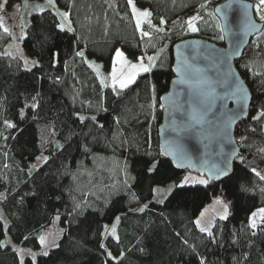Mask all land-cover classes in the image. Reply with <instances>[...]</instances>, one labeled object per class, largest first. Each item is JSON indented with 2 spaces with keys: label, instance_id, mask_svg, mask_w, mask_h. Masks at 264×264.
Masks as SVG:
<instances>
[{
  "label": "trees",
  "instance_id": "obj_1",
  "mask_svg": "<svg viewBox=\"0 0 264 264\" xmlns=\"http://www.w3.org/2000/svg\"><path fill=\"white\" fill-rule=\"evenodd\" d=\"M2 1L6 8L21 3V45L37 61L28 67L8 51L12 37L0 26V264H264V225L250 223L264 208V117L253 119L264 108V52H252V40L264 33L237 63L253 101L236 128L241 153L230 178L157 195L153 189L195 174L175 167L159 148L161 96L174 77L172 47L189 37L187 21L198 10L195 35L221 41L213 8L222 0H133L152 13L145 26L150 37H142L128 0H55L56 7ZM57 8L71 9L75 32L55 26ZM118 44L131 58L157 57L151 73L123 90L112 87L97 60H109ZM153 159L157 171L148 172ZM219 193L231 212L215 220L209 237L196 219ZM56 216L65 228L59 247L22 259L18 247L38 249Z\"/></svg>",
  "mask_w": 264,
  "mask_h": 264
},
{
  "label": "snow or ice",
  "instance_id": "obj_2",
  "mask_svg": "<svg viewBox=\"0 0 264 264\" xmlns=\"http://www.w3.org/2000/svg\"><path fill=\"white\" fill-rule=\"evenodd\" d=\"M6 2V0H5ZM237 3H239V0H237ZM48 4L51 7H56L55 0H48ZM128 4L132 6V12L135 15V24L137 28L141 27L142 24V18H148L152 15V13L148 10L140 11L137 9L136 5L133 3V0H128ZM203 7V6H202ZM231 5H224V9L230 8ZM253 5L251 4H240L237 11L240 9H243V14L240 19V23L245 27V29H255L256 21L253 20L248 15V10L251 9ZM255 12L258 14L259 21L264 22V0H259V2L254 6ZM40 11H44V9H40ZM56 15L60 18L59 22L56 23V27H58L60 30H67L69 32H75L76 29L72 26V11L71 9L67 11H57ZM200 17L193 16L188 21V27L192 32L198 31V29L194 26L193 21L199 19ZM0 22H2V17H0ZM161 23H165L163 18H161ZM148 24L151 25V20H148ZM0 26H2V23H0ZM217 27L220 29L221 33L227 32L229 36L233 37L231 43L234 49L239 48L240 44V38L238 32L233 30V26L228 22V16L225 13L224 14V23L217 24ZM162 29H158V31H161ZM4 32H8L9 30L4 27ZM150 33L147 31H142V37H150ZM220 40H224L226 37L225 35H220L218 37ZM76 55L84 58L85 52L84 51H77ZM115 61L116 63H119L121 65H124L127 63V68L124 67H116L115 65L112 67L111 71V79H112V87L115 89L116 85H119V90H123L128 88L132 83L135 82L136 77L140 75L141 73H151L155 65V60L157 59L156 56H139L137 57V61L135 63H130L125 61V54L120 50L116 49L115 51ZM212 64L214 68H216V71L213 73V77H207L202 75L203 70L200 68H193L191 65H188L186 67H178L177 72H179L180 75V82L184 84H188V89L184 90L185 99L183 102H177L173 101V104L169 107L175 108V115L179 117V119L184 123V127L180 129L179 131L185 132V133H192L195 134L197 131L196 125H203L204 123H210L214 127L218 123H222V121L217 117L216 112L219 111V109L216 108V86L219 85L221 89L223 90V99L225 101L224 107H227V101L228 100H234L237 107L235 109H229L227 113H224L223 115L227 117L229 121V125L233 122H235L236 119L240 117L242 113H245L246 108L248 106V103L251 99V93L246 90V87L241 79L237 77L236 73H231L230 70L224 69V58L221 56V54L213 51L208 54L206 57ZM145 60H147V63H145ZM246 69L248 68L247 65L244 66ZM98 71V69H97ZM264 83V82H262ZM117 95L120 94L119 91L116 92ZM36 105H33L35 107ZM162 108L165 107V105H160ZM215 109V111H214ZM211 116L212 119L209 120L208 117ZM261 117H264V108L260 109L258 111V115L253 117V119H260ZM86 117L81 116L80 120H84ZM89 119L95 120L96 117L92 116L89 117ZM119 122V121H117ZM102 128L103 125H100ZM217 131H219V128H217ZM178 139H181V137H178ZM162 155H168V152L165 151L162 153ZM182 157V154H180ZM47 161V158H45V162ZM159 161H156L153 159L152 161H147L146 164L148 165L146 167V171L148 172H155L157 171V164ZM229 166H230V159L225 158L222 161V166H214L212 169H210L207 172V177L202 179H196L193 178L191 175L183 177L179 183L173 184L169 187L168 191L171 192L173 189H184L189 184H199V185H207L210 180H220L224 177H229ZM177 167H183V165H177ZM253 172H255V169H253ZM259 175V173H256ZM261 180H264V176L260 177ZM163 189L157 187L153 189L154 193H161ZM244 191H248V189H244ZM177 195H181V193H177ZM159 203H163V200L158 201ZM218 204L223 205V217L226 219L229 215V206L227 203H224L222 199H217ZM79 208V205H77ZM147 205L144 207H141L138 209V211L143 212ZM259 213L264 216V209H260ZM253 217H255L256 213L252 214ZM117 220H119V217H116ZM196 223L199 225L200 221L197 220ZM251 227L256 228L257 224L255 220L253 219L251 222ZM200 231L207 233L209 237H213V233L211 231V227H200ZM113 234H115V229H113ZM47 243L45 237H40V244L45 245ZM185 244L188 242L185 240ZM53 247H59V245L55 244V242L52 243ZM102 248L105 246L102 244ZM32 256V259H36V255L33 253H29ZM42 255L47 256L48 252L44 251ZM107 255L113 259L116 260L117 257L113 256L112 252L108 251ZM201 264H203V261H201Z\"/></svg>",
  "mask_w": 264,
  "mask_h": 264
},
{
  "label": "water",
  "instance_id": "obj_3",
  "mask_svg": "<svg viewBox=\"0 0 264 264\" xmlns=\"http://www.w3.org/2000/svg\"><path fill=\"white\" fill-rule=\"evenodd\" d=\"M240 4L253 5L248 10V15L256 21L254 30H246L240 23L243 14V9L237 11ZM224 5H231V7L224 9ZM254 6L255 2L252 0H239V3H237V0H222L213 8L214 14L220 23H224V14L226 13L233 30L238 32L241 41L238 49L233 48L231 41L234 38L229 36L227 32L222 33L226 37L223 44L209 38L194 36L181 39L172 47L174 77L170 81L168 91L161 96V104L165 107L162 108V121L158 127V136L161 153L167 151L168 155L164 156L175 167L178 164L183 165V167L177 168L188 169L198 175L207 177V172L214 166H222V161L227 157L230 159L229 174L233 171L234 161L241 153L236 128L248 118L253 101L251 89L240 73L237 63L244 55L251 40L264 31V22L257 19ZM213 51L221 54L224 58L223 68L230 70L231 73H236L237 77L243 81L246 90L251 93L246 111L229 125L227 117L223 114L227 113L229 109H235L237 105L234 100H228L225 108L223 106L225 103L223 90L217 85L215 98L216 108L219 111L216 112V115L222 123H218L215 127L210 123L196 125L197 131L195 134L179 131L184 127V123L175 115V108L169 106L173 104V101L183 102L185 99L184 90L188 89L189 86L180 82L181 74L177 72V68L191 65L193 68L202 69V75L213 77L216 68L206 59L208 54ZM208 119L211 120L212 117L209 116ZM217 128H219V131H217ZM178 137H181V139H178ZM180 154H182V157ZM226 178L210 181L220 182Z\"/></svg>",
  "mask_w": 264,
  "mask_h": 264
},
{
  "label": "rangeland",
  "instance_id": "obj_4",
  "mask_svg": "<svg viewBox=\"0 0 264 264\" xmlns=\"http://www.w3.org/2000/svg\"><path fill=\"white\" fill-rule=\"evenodd\" d=\"M45 1L48 3V0H45ZM252 1H254V0H252ZM254 2H255V5H256L259 1H257V2L254 1ZM136 7L140 11H143V10L150 11L148 8H140L137 5H136ZM131 8H132V6H131ZM57 10L58 11H67V10L60 9V8H57ZM202 11L203 10H198L196 12H193L192 14H190L189 19L191 17L197 16V15L200 17V13ZM255 14H256L257 19H259L258 14L256 12H255ZM0 17H2V22H0V23H2V28L6 27L9 30L8 32L11 34V37H12V41H11L9 47H7V50L10 51V52H13L15 54H18L20 57L25 59L26 64H27L28 67L30 66V63H29L30 59L33 60V64L36 63L37 60L33 59L32 57H30L24 51V49L22 48V45H21V40H22V37L24 36L23 23H22V18H21V3L14 2L13 5L10 8H6L3 5V1L0 0ZM134 18H135V15H134ZM148 20H151V16L148 17V18H142V24H141V27L139 28L141 31H147L145 29V26H149ZM198 20H200V18L195 20V21H193V24H194V26L196 28H197V21ZM155 29L156 28L153 27V30H155ZM187 32L189 33V37L196 36L195 35L196 33L192 32L190 30V28L188 27V24H187ZM262 33H264V31ZM263 37L264 36L261 35L259 38L262 39ZM259 38H254L252 40L253 41L252 43H253L254 46L255 45H260V43H259L260 39ZM218 43L223 44V40L219 41ZM116 49H120L125 54V61L130 62V63H135L137 61V57H139V56H144V57L149 56L145 52H142L139 56H137L135 58H131L123 51V49H122L120 44H118L114 48V50L110 53L109 60H108V57L107 58H98L97 55L95 54L96 57H97V60L100 63H105V69L107 71V76L109 78V81H110L111 85H112V79H111L112 67L115 65L118 68L119 67L127 68V63H125L124 65L116 63L115 55H114ZM90 52H93V51L89 50V53ZM92 62H93L92 65L96 69L100 70L99 63H96L94 61H92ZM145 63H147V60H145ZM116 86L119 87L118 84ZM35 163L38 164L37 161ZM188 175H191L193 178H196V179L206 178L205 176L198 175L196 173L193 174V173L188 172L186 174V176H188ZM169 187L161 188V189H163L164 193L167 194V193H169V191H168ZM157 195H159V194H157ZM217 199H222L224 203L228 204V206H229V214H230V212H231V202H230V200L226 197V195L224 193H219V194H217L216 196L213 197V200L206 205V207L204 208V210L202 211L200 216L196 219V221L197 220L200 221V224L199 225L197 224L199 229H200V227H208V226L212 227V225H213V223L215 222L216 219H219V218L224 219V218H222L223 217V205L222 204H218L217 203ZM261 209H263V208H261ZM259 210H260V208H259ZM255 212H256V215H255V217L252 218V220L254 219L256 224H257V227H259L261 225V223L264 222V218H262V216L258 215L257 211H255ZM255 212H253V213H255ZM252 220H251V217H250V223L252 222ZM117 223H118V220L115 221V224H117ZM64 230H65V228H64V226L61 223L60 216H56L54 218L53 222L51 223V225H49L46 229H44L43 233L41 235V236L45 237L47 243L45 245H41L40 244V247L38 249H36V250L35 249L25 248L24 246H19L18 248H19V253L21 255V258L23 259L26 256H31L29 253H33L37 257L39 254H42L44 251L48 252L51 248H53V246H52L53 242H55V244L58 243L59 239L61 238V236L64 233Z\"/></svg>",
  "mask_w": 264,
  "mask_h": 264
},
{
  "label": "built area",
  "instance_id": "obj_5",
  "mask_svg": "<svg viewBox=\"0 0 264 264\" xmlns=\"http://www.w3.org/2000/svg\"><path fill=\"white\" fill-rule=\"evenodd\" d=\"M246 51L247 52H250V49H246ZM245 51V52H246ZM252 52L253 53H255L257 56H260V55H262L263 54V52H264V48L263 47H261L260 45H256V46H254V48L252 49Z\"/></svg>",
  "mask_w": 264,
  "mask_h": 264
},
{
  "label": "crops",
  "instance_id": "obj_6",
  "mask_svg": "<svg viewBox=\"0 0 264 264\" xmlns=\"http://www.w3.org/2000/svg\"><path fill=\"white\" fill-rule=\"evenodd\" d=\"M260 209H261V208H260ZM263 209H264V208H263ZM255 211H257V214H258V215L262 216V215L259 213V209L255 210ZM255 211H254V212H255ZM255 213H256V212H255ZM252 214H253V213H252ZM252 218H253V215H251V220H252ZM262 218H264V216H262ZM261 225H264V222H262ZM261 225H260V226H261ZM260 226H259V227H260ZM259 227H256L255 229H257V228H259Z\"/></svg>",
  "mask_w": 264,
  "mask_h": 264
}]
</instances>
